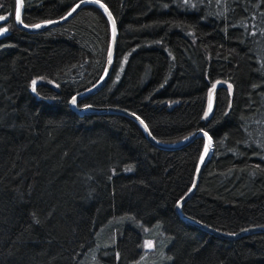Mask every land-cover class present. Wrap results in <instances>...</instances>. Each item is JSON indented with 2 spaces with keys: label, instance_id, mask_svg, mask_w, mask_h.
Here are the masks:
<instances>
[{
  "label": "trees",
  "instance_id": "1",
  "mask_svg": "<svg viewBox=\"0 0 264 264\" xmlns=\"http://www.w3.org/2000/svg\"><path fill=\"white\" fill-rule=\"evenodd\" d=\"M99 1L117 23L115 59L77 106L135 114L164 144L205 132L212 153L183 214L224 234L264 228V0ZM80 2L23 0V24ZM16 11L0 0V264H264V231L225 239L177 213L204 137L167 150L125 115L71 108L106 72L104 12L87 5L32 33Z\"/></svg>",
  "mask_w": 264,
  "mask_h": 264
},
{
  "label": "water",
  "instance_id": "2",
  "mask_svg": "<svg viewBox=\"0 0 264 264\" xmlns=\"http://www.w3.org/2000/svg\"><path fill=\"white\" fill-rule=\"evenodd\" d=\"M77 5H79V7H77ZM77 5L73 8V9H75V11H73V9H72L69 12V13H71V15H69V13H68L65 17H63V18H61L59 20L40 24L41 27H38V28L34 27V26H27L26 27L23 24V21H22V18H23V0H17V11H16V23H17L18 27L23 29V30H25V31H27V32H32V33L44 31V30H46V29H48L50 27L58 26L60 24H63L65 22H67L74 15H76L83 7H85L87 5H94V6L99 7L104 12V14L106 15V17H107V19H108V21L110 23V27H111V41H110V47H109V52H108V58H107L106 72H105L103 78L101 79V81L96 86H94L93 88H91V89H89V90H87V91H85L83 93H80V94L76 95L75 97H73L71 99V101H70L71 108L75 112L80 114V115L105 114V113H116V114L125 115V116L133 119L134 121H136L141 126V128L143 129V131L146 134V137L148 138V140L151 143H153L154 145H156V146H158L160 148L167 149V150H172V149H175V148H178V147H182L184 145H187L188 143H190L191 141H193L194 139H196L198 137H204L205 138V142H206L205 150H204L203 156L201 158V161L199 163L197 172L195 174V178L193 180V184H192L191 190L189 191V193L182 200H180L178 202V204L176 206V210H177L178 215L186 223L195 225V226L201 228L202 230H204V231H206V232H208V233H210L212 235H215V236H218V237H221V238H225V239L234 240V239L241 238V237L246 236V235L251 234V233L263 232L264 228H252V229L244 230V231H242L240 233H237V234H232V235L224 234V233L218 232V231H216V230H214V229H212L210 227H207V226H205L203 224H200V223L190 219L185 214H183V206L186 203V201H188L189 198L195 193V191H196V189H197V187L199 185V180H200V176H201L202 170H203V168L205 166V163H206L207 159L210 157V155L212 153L213 144H212L211 137L208 134H206L203 131H199V132L194 133L190 137L186 138L185 140H183L181 142H178L176 144H164V143L158 142L152 136V134L150 133V131H149L148 127L146 126V124L144 123V121L141 118H139L137 115H135V114H131V113H128V112H125V111H122V110L112 109V108H95V107L79 108L77 106L78 102L81 99H83V98L91 95L92 93L96 92L106 82V80L109 77V75L111 73V70H112L113 62H114V59H115V53H116L117 38H118L117 23H116L114 17L112 16L111 12L107 8V6H105L100 1H99V3H96L95 0H85L83 2H80ZM105 9H107V11H105ZM109 13L111 14V17L109 16ZM17 14L19 15V19H17ZM0 17L3 18V19H0V26L6 25L8 20H9V15H7V14L0 15ZM21 21H22V23H21ZM113 21H114V24H113ZM7 36H8L7 31L5 29H1L0 30V40L6 38ZM221 85H222V83H220V82L217 83V85L214 88H212L210 93H209L208 109H207V112H206V115L208 117L211 116L213 111H214L215 101H216V93H217L218 88ZM37 86H38V84H35L33 86L32 90H31V93L37 99H40V96L37 93ZM73 101H75V103Z\"/></svg>",
  "mask_w": 264,
  "mask_h": 264
},
{
  "label": "snow or ice",
  "instance_id": "3",
  "mask_svg": "<svg viewBox=\"0 0 264 264\" xmlns=\"http://www.w3.org/2000/svg\"><path fill=\"white\" fill-rule=\"evenodd\" d=\"M83 2V0H82ZM96 3H99V0H95ZM77 7H79V5H77ZM73 11H75V9H73ZM105 11H107V9H105ZM69 15H71V13H69ZM109 16L111 17V14L109 13ZM0 19H3L2 17H0ZM17 19H19V15L17 14ZM22 23V21H21ZM114 24V21H113ZM27 27V25H25ZM34 27H41V25H34ZM33 85H35V81L33 82ZM75 103V101H73ZM146 127V126H145ZM150 246V245H149Z\"/></svg>",
  "mask_w": 264,
  "mask_h": 264
},
{
  "label": "rangeland",
  "instance_id": "4",
  "mask_svg": "<svg viewBox=\"0 0 264 264\" xmlns=\"http://www.w3.org/2000/svg\"><path fill=\"white\" fill-rule=\"evenodd\" d=\"M150 245V246H149ZM145 248L147 249V250H150V249H152L153 248V243L151 242V241H146V243H145ZM146 255V254H145ZM145 257H147V256H144V258ZM91 264H93V262L91 263Z\"/></svg>",
  "mask_w": 264,
  "mask_h": 264
}]
</instances>
